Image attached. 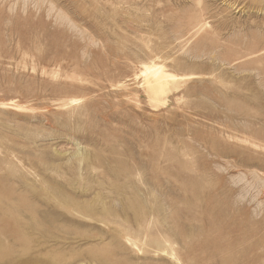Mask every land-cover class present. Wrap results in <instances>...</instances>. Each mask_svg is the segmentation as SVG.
<instances>
[{"label": "rangeland", "instance_id": "rangeland-1", "mask_svg": "<svg viewBox=\"0 0 264 264\" xmlns=\"http://www.w3.org/2000/svg\"><path fill=\"white\" fill-rule=\"evenodd\" d=\"M0 264H264V0H0Z\"/></svg>", "mask_w": 264, "mask_h": 264}, {"label": "bare ground", "instance_id": "bare-ground-1", "mask_svg": "<svg viewBox=\"0 0 264 264\" xmlns=\"http://www.w3.org/2000/svg\"><path fill=\"white\" fill-rule=\"evenodd\" d=\"M197 27L198 32L204 28V23L198 24ZM143 68L146 92L152 101L160 102L163 96L170 90L171 82L176 79V75L167 71L164 65L155 62L145 63L143 64Z\"/></svg>", "mask_w": 264, "mask_h": 264}]
</instances>
